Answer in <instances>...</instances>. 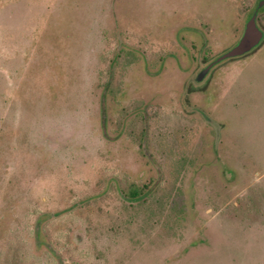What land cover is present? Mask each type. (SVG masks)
I'll return each instance as SVG.
<instances>
[{
  "label": "rangeland",
  "instance_id": "374dc122",
  "mask_svg": "<svg viewBox=\"0 0 264 264\" xmlns=\"http://www.w3.org/2000/svg\"><path fill=\"white\" fill-rule=\"evenodd\" d=\"M259 2L0 0V264H264Z\"/></svg>",
  "mask_w": 264,
  "mask_h": 264
},
{
  "label": "water",
  "instance_id": "95a60500",
  "mask_svg": "<svg viewBox=\"0 0 264 264\" xmlns=\"http://www.w3.org/2000/svg\"><path fill=\"white\" fill-rule=\"evenodd\" d=\"M262 1L264 0H261V2H259L254 13L246 21L243 33L240 39L238 40V42L229 50L218 56L216 60L210 62L204 69L200 70L201 72L197 76L196 80H200L202 77H204L205 74L208 72L209 68H211V66L214 63L223 60L225 58L242 55L248 52L249 50H251L254 46H256L260 42V40L263 37V32L257 25L256 12L259 6H261Z\"/></svg>",
  "mask_w": 264,
  "mask_h": 264
},
{
  "label": "trees",
  "instance_id": "16d2710c",
  "mask_svg": "<svg viewBox=\"0 0 264 264\" xmlns=\"http://www.w3.org/2000/svg\"><path fill=\"white\" fill-rule=\"evenodd\" d=\"M260 46V45H259ZM257 46V47H259ZM256 49V48H255ZM140 191L141 189H135V188H132V190L130 189L128 193L131 192V194H133V196H137V195H140Z\"/></svg>",
  "mask_w": 264,
  "mask_h": 264
}]
</instances>
